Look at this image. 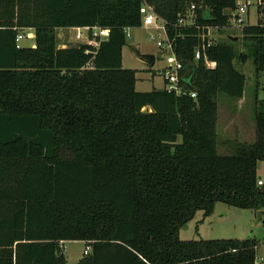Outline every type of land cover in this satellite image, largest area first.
<instances>
[{"label":"trees","instance_id":"trees-1","mask_svg":"<svg viewBox=\"0 0 264 264\" xmlns=\"http://www.w3.org/2000/svg\"><path fill=\"white\" fill-rule=\"evenodd\" d=\"M236 0H192L195 25L228 26ZM167 23L186 68L189 94L137 92L122 68L126 30L140 6ZM258 20L205 50L194 27H179L187 0H0V264H68L66 242H83L75 264H255L257 241L188 240L179 230L216 202L264 215V102L255 140L217 153L216 98L243 97L251 61L264 72V0ZM109 29L97 49L57 47V29ZM34 32V47L16 36ZM194 93L195 97H190ZM146 109L145 111H143Z\"/></svg>","mask_w":264,"mask_h":264},{"label":"rangeland","instance_id":"rangeland-1","mask_svg":"<svg viewBox=\"0 0 264 264\" xmlns=\"http://www.w3.org/2000/svg\"><path fill=\"white\" fill-rule=\"evenodd\" d=\"M236 5L247 4L246 14L243 16L245 25H255L258 20L256 0H236ZM64 42L74 40V30L68 28L61 33ZM125 46L122 49V68L136 72L135 90L137 92H150L163 90L164 84L158 75L163 63L161 53L156 47L157 33L151 28L128 29L125 32ZM19 43L22 47H31L34 43L30 32H26ZM217 42H226L228 38L237 39L236 50L242 51L239 29L227 28L215 32ZM66 38H68L66 40ZM73 46L74 44L71 43ZM150 54L155 57L153 66L142 62L138 56ZM236 68L245 76L243 97L240 100H231L223 95L216 98L218 116L216 125L217 153L230 155L233 153L232 144L235 142L251 144L255 140V125L253 113L260 102H264V72L255 75L251 61L244 65L235 64ZM256 176L264 185V161L256 165ZM264 215L258 224L256 212L248 209H238L223 203L214 204L211 215L204 218L201 211L195 213L192 220L183 226L178 233L180 240H246L257 241L256 262L264 263ZM85 245L83 242H66L64 244V257L68 264L77 263L83 255Z\"/></svg>","mask_w":264,"mask_h":264},{"label":"built area","instance_id":"built-area-1","mask_svg":"<svg viewBox=\"0 0 264 264\" xmlns=\"http://www.w3.org/2000/svg\"><path fill=\"white\" fill-rule=\"evenodd\" d=\"M189 3V7L185 15L179 17L176 22V26L179 27H194L196 30L201 32L199 34V40L202 42L200 46L196 47L193 53V61L197 62L201 58H203V62L206 68H213L214 63L209 61L205 56V50L216 44V38L214 37V33L218 32L220 29L216 26H203L200 27L195 25V5L192 3V0H187ZM247 4L236 5L235 10L229 12V22L228 26L222 28L221 30H225L227 28L239 29L245 25V21L243 16L246 14ZM139 14L141 17V27L143 28H151L157 33H161L157 36L156 47L158 48L160 55V60L163 65L160 67L158 71L159 77L162 79L164 87L163 89L167 93H172L175 95H183L189 94L186 91V85L182 82L183 79L186 78V68L181 60H179L175 54V40L177 37L170 38L167 32V23L160 18L154 8L143 2L139 9ZM140 27V28H141ZM74 30V40L67 42H58L57 47L59 49L67 48L68 46H72L71 43L75 45L78 44H86L93 48L94 50L98 48L101 42L107 40L109 36L108 28L101 27H77L72 28ZM24 38V35L19 33L16 36L17 48L19 47L18 43ZM190 97L194 98L195 94L190 93ZM257 184L259 186L263 185L261 180H258ZM88 248L84 250V254H86ZM255 264H264L261 261L255 262Z\"/></svg>","mask_w":264,"mask_h":264},{"label":"water","instance_id":"water-1","mask_svg":"<svg viewBox=\"0 0 264 264\" xmlns=\"http://www.w3.org/2000/svg\"><path fill=\"white\" fill-rule=\"evenodd\" d=\"M138 58L144 62L145 64L149 65V66H153L155 63V57L153 55L150 54H144V55H140L139 52L136 53ZM187 81V83L189 82V78L185 79V82ZM189 84V83H188ZM146 109H144L143 111H145ZM262 218V212L261 211H257L256 212V222L255 224H258L261 221ZM264 222V221H263Z\"/></svg>","mask_w":264,"mask_h":264},{"label":"crops","instance_id":"crops-1","mask_svg":"<svg viewBox=\"0 0 264 264\" xmlns=\"http://www.w3.org/2000/svg\"><path fill=\"white\" fill-rule=\"evenodd\" d=\"M68 29V28H67ZM66 29H57L56 30V33L58 32V33H61L62 31H65ZM26 32H30L31 33V35H32V38H33V41H34V32H33V30L32 29H26V30H23L22 32H21V34H25ZM64 36H62V34H60L58 37H57V43L58 42H62V41H65L64 40V38H63ZM68 38H66V40H67ZM21 42V41H20ZM19 42V43H20ZM18 43V45H19V47H22L20 44ZM31 47H34V43L31 45ZM25 48H30V47H25Z\"/></svg>","mask_w":264,"mask_h":264}]
</instances>
